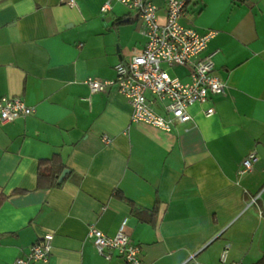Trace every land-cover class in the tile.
Listing matches in <instances>:
<instances>
[{
	"label": "crops",
	"instance_id": "1",
	"mask_svg": "<svg viewBox=\"0 0 264 264\" xmlns=\"http://www.w3.org/2000/svg\"><path fill=\"white\" fill-rule=\"evenodd\" d=\"M152 1L163 22L167 0ZM180 21L216 30L205 53L226 87L213 115L195 104L166 132L132 123L127 98L91 93L85 82L113 79L130 43L146 41L127 4L0 0V97L34 108L0 125V264L27 254L40 227L55 236L48 262L33 264H129L116 250L105 258L88 237L90 225L115 236L123 222L144 264H222L226 248V264L264 257V156L238 173L247 154L264 150V0H187ZM54 153L68 172L61 187L38 188L39 160ZM117 191L157 206L155 223Z\"/></svg>",
	"mask_w": 264,
	"mask_h": 264
},
{
	"label": "built area",
	"instance_id": "2",
	"mask_svg": "<svg viewBox=\"0 0 264 264\" xmlns=\"http://www.w3.org/2000/svg\"><path fill=\"white\" fill-rule=\"evenodd\" d=\"M134 10L142 20L146 41L131 42L127 58L114 66L115 77L103 79L89 76L86 84L91 93L114 89L122 94L131 105V122L145 123L169 132L176 124L191 119L190 108L195 104L205 105L207 116L215 113L213 97L221 94L226 84L216 73L214 53H205L216 30L199 32L181 23L187 0H167L165 19L159 21V8L152 0H121ZM70 6L75 0H68ZM108 3L104 10L108 9ZM171 68L187 69L182 74L170 75ZM186 78V79H185ZM34 113V108L25 104L19 96L0 97V125ZM105 143L109 142L103 136ZM259 159L257 150L251 151L242 160L240 175L250 171ZM261 191L251 195L246 207L257 205ZM124 223L115 236H109L94 225L89 226L88 237L92 239L99 254L109 259L112 250L129 264H144L141 248L131 242L123 231ZM55 236L54 229L40 227V234L30 251L15 259V264L47 263ZM227 248L221 262L225 263ZM229 264H237L235 262Z\"/></svg>",
	"mask_w": 264,
	"mask_h": 264
},
{
	"label": "trees",
	"instance_id": "3",
	"mask_svg": "<svg viewBox=\"0 0 264 264\" xmlns=\"http://www.w3.org/2000/svg\"><path fill=\"white\" fill-rule=\"evenodd\" d=\"M65 169V163L63 162L59 153H54L50 158L40 159L37 169V187L41 189L61 187L62 183H60L59 178ZM116 195L118 198L124 200L131 206L134 215L149 223H155L157 206L151 210H146L137 206L119 191H117ZM0 198H2V196ZM256 264H264V257Z\"/></svg>",
	"mask_w": 264,
	"mask_h": 264
},
{
	"label": "rangeland",
	"instance_id": "4",
	"mask_svg": "<svg viewBox=\"0 0 264 264\" xmlns=\"http://www.w3.org/2000/svg\"><path fill=\"white\" fill-rule=\"evenodd\" d=\"M164 68H167L168 72L170 73V75H175V74H180L181 72H183L184 68L183 67H177V68H171L169 66H167L166 64L162 65Z\"/></svg>",
	"mask_w": 264,
	"mask_h": 264
},
{
	"label": "water",
	"instance_id": "5",
	"mask_svg": "<svg viewBox=\"0 0 264 264\" xmlns=\"http://www.w3.org/2000/svg\"><path fill=\"white\" fill-rule=\"evenodd\" d=\"M258 152L260 153V155L264 156V150L262 148L258 149ZM68 172V170H64L63 173L61 174L59 181L61 182L63 180V178L65 177L66 173Z\"/></svg>",
	"mask_w": 264,
	"mask_h": 264
}]
</instances>
